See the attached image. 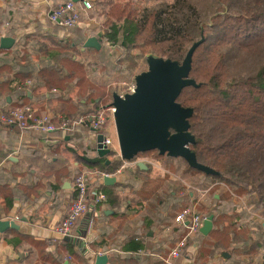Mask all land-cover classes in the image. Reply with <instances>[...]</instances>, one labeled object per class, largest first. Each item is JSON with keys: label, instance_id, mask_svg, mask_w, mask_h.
I'll return each mask as SVG.
<instances>
[{"label": "crops", "instance_id": "0c3cea01", "mask_svg": "<svg viewBox=\"0 0 264 264\" xmlns=\"http://www.w3.org/2000/svg\"><path fill=\"white\" fill-rule=\"evenodd\" d=\"M66 1L0 0V22L10 23L6 36L15 39L14 46L5 49L9 52L0 53V59L14 66V52L20 50L22 54L30 49L31 59L38 62L39 68L43 67L40 60L47 64L51 52L61 41H65L63 36H66L63 30L59 31L61 33L56 32L48 21V14L56 5ZM27 35L28 38H25ZM85 35L88 38L92 34ZM23 61L17 64L18 68L14 66L16 70L20 69ZM6 79V75L0 76L2 110L14 107V103L18 105L21 102L19 92L27 89L39 115L49 112L75 122L79 119L86 121L90 117V114H86L73 119L57 110L70 102L63 103L59 98L70 97L76 101L77 91L66 95L63 87L59 90L56 87L51 90L40 87L32 94L28 89L31 84L22 90L18 89V92L6 84L1 85ZM112 121L108 123L109 135L116 128ZM56 131L59 132L0 129V219L12 217L11 220L18 226L0 231V264H59L61 261L63 264H79L80 257L94 264L99 254L109 255L106 264H162L161 256L166 255L179 239L177 232L165 228L175 225L174 214L168 211L172 202L161 203L160 208L166 209L161 215L158 209L153 211L151 201L156 195H144L140 182L146 176L155 178L157 169L163 167L164 157L156 159L147 155L144 158L154 160L155 165L144 160L145 166L126 169L123 174L114 176L117 180L112 184H106L104 180L101 186L111 188L110 192L104 191L108 196L107 201L91 206L89 212L78 221L73 235L66 236L71 239L70 242L66 237H60L56 227L68 212L75 177L81 171L91 173L100 168L94 163L97 160L94 147L98 132L86 122L75 125L69 131ZM112 139V147L116 151L117 138L116 142ZM116 154L105 156L109 161H106L107 165L113 159L111 155ZM10 157L15 159L10 160ZM223 189H218L216 198L226 192H222ZM165 190L166 187L160 186L158 195L164 194ZM208 191L191 193L190 205L193 204L197 212H200L202 203L207 205L201 199L208 195ZM195 197L197 203H194ZM235 206L234 213L229 214L232 221H225L217 227L215 218L213 229L208 235L200 232L191 236L188 247L176 264H264V219L259 217L262 216L261 211L252 214L253 211L245 209L242 203ZM245 210L249 217L243 222L241 213ZM16 216L19 218L16 219ZM246 225L252 233L246 231ZM244 229L246 237L252 239L250 244L256 248L251 253L239 251L242 247L241 240H238L241 236L239 232Z\"/></svg>", "mask_w": 264, "mask_h": 264}, {"label": "trees", "instance_id": "16d2710c", "mask_svg": "<svg viewBox=\"0 0 264 264\" xmlns=\"http://www.w3.org/2000/svg\"><path fill=\"white\" fill-rule=\"evenodd\" d=\"M202 3L204 5L201 9ZM76 4L81 9L82 17V1ZM107 4L111 6L108 26H105L103 34L94 35L99 38L101 49L84 48L87 39L85 34L81 35V41H76L69 35L60 43L64 49L56 48V51L51 52L47 64L40 60L42 68L31 59L30 49L25 50L23 55L20 50H16L13 54V60H16L14 66L18 68L17 64L21 60H24L23 64L20 63V69L16 70L14 66L4 63V59H0V76L4 74L7 77L1 85L6 84L19 92V86L31 79L33 83L28 89L32 94L40 87L51 90L56 84L64 88L66 95H70L72 90L77 91L79 97L76 101H72L70 97L59 98L63 103L70 102L57 110L78 119L99 109L100 96L85 88L87 79L84 76L79 78L77 68L82 67L81 61L76 60L75 53L67 59L64 55L66 47L78 49L81 53L101 55L111 43L110 47L121 49L133 61L148 54L182 62L192 44L204 37L194 51L190 71V77L195 79L198 86L183 88L177 101L194 110L189 118L190 131L195 136V143L189 145L191 150L200 163L210 166L217 173H206L193 168L184 158L178 157L187 163L189 170L196 173L198 188L187 192L184 187H166L164 194L154 197L151 206L153 211L158 209L157 212L161 215L166 210L160 208L161 203L171 201L172 205L167 210L174 214L175 220L176 215L191 204V193L196 194L198 190L209 188L208 194L211 193L217 203L215 206L201 204L198 213L203 217L214 214L216 226L219 227L225 221H232V216L229 215L231 213L222 204L223 196L216 198L217 190L227 186L244 198L251 211L263 209L261 215L264 217V0H163L143 7L109 0ZM204 8L207 13H203ZM220 13L237 15L224 16ZM48 21L55 28H63L64 32L71 29L52 22L49 14ZM6 33L7 30L5 35ZM134 50H137L136 54L133 53ZM2 52L9 51L0 49V53ZM67 60L69 64L66 63ZM76 78L79 80L73 85ZM87 91L89 92L85 93ZM19 93L21 102L17 106L33 105L27 89ZM84 106L86 107L82 109ZM4 111L0 108V115ZM3 128L19 130L17 126L8 125L0 119V129ZM94 148L97 159L103 161L99 170L114 172L120 166V157L111 159L107 165L108 158L98 156L97 144ZM114 153L116 151L113 150L111 154ZM149 154H153L152 157L156 159L167 156L161 155L157 150L139 153L137 156ZM137 168L140 169L139 165ZM227 197L230 199V196ZM235 208L233 205V213ZM242 219L246 221L247 218L245 216ZM246 227L248 229V225ZM171 229L179 234V238L187 231L185 227L176 224ZM247 232L253 231L249 228ZM249 238L245 242L252 240ZM255 250L254 244H243L239 248L240 252L245 253ZM79 264L93 263L80 257Z\"/></svg>", "mask_w": 264, "mask_h": 264}, {"label": "water", "instance_id": "95a60500", "mask_svg": "<svg viewBox=\"0 0 264 264\" xmlns=\"http://www.w3.org/2000/svg\"><path fill=\"white\" fill-rule=\"evenodd\" d=\"M203 40L204 37L192 44L182 62L149 55L148 69L135 77L136 91L124 98L118 93L113 94L111 104L115 107L114 122L122 158L132 159L139 153L157 150L161 155L182 157L198 170L217 173L210 166L200 163L195 152L191 150L189 145L195 143V136L190 131L189 118L194 110L177 101L183 88L198 86L195 79L190 77V71L194 51ZM14 44L15 39L11 36L0 37V49H10ZM87 47L101 49L102 44L97 36H90L84 43V48ZM104 140L105 135L98 133L96 142L100 157L112 152ZM9 159L14 160L15 157ZM145 165L144 162L139 163L141 167ZM104 180L106 184H112L117 179L105 177ZM213 226L214 214H211L205 219L201 233L208 235ZM9 227L18 226L15 221L0 220L1 232ZM65 239L71 242L69 237ZM107 261V254H99L95 264H106Z\"/></svg>", "mask_w": 264, "mask_h": 264}, {"label": "built area", "instance_id": "2783aa9c", "mask_svg": "<svg viewBox=\"0 0 264 264\" xmlns=\"http://www.w3.org/2000/svg\"><path fill=\"white\" fill-rule=\"evenodd\" d=\"M82 5L84 9H89L92 4L89 0H82ZM49 19L63 27L74 28L80 25L81 19V9L72 0H68L64 3L56 5L49 13ZM10 27V23L0 22V37L5 36V30ZM32 84L31 80H27L25 83L19 86V89H24ZM137 89L136 79L131 81H126L121 85L118 94L120 97L124 98L128 94H132ZM115 107L110 104L108 107V113L105 109H98L90 117L84 121V119H79L76 122L71 121L69 118L61 115H53L52 113H45L37 116V109L34 105L25 104L21 106H14L6 109L1 113L0 119L2 122L17 126L21 130H42L44 132H51L57 129H62L64 131L71 130L75 125L88 123V125L98 133H103L105 135L104 143L107 147L113 150V139L109 135L108 123L110 119L114 120ZM59 122V124H57ZM118 142V141H117ZM116 155L120 157L121 164L114 172L106 171H94V172H81L79 173L73 183L74 193L73 197L66 213V216L57 225L56 231L60 237H66L73 235L75 231L76 223L91 209V206L102 204L107 201V194L101 189V183L104 181L105 177H114L116 175H121L126 169L137 167L139 163L144 162V160L149 161L151 164L155 165L154 160H148L143 156H135L132 159H124L121 156L119 149V144L116 150ZM158 166V165H157ZM97 182V183H96ZM100 184V185H99ZM94 185V186H92ZM96 185V186H95ZM201 190V191H208ZM244 208H250L246 203H242ZM248 210V211H249ZM254 212H252L253 214ZM259 215V214H258ZM259 217L263 218V216ZM16 219L19 217L16 216ZM207 217H203L198 213L193 206H187L182 209L175 217V224L180 227H185L186 234L177 239L173 246L169 248L166 255L161 256L164 264H176V261L183 255L185 249L188 247L189 238L195 234L201 232V227ZM12 217H4L0 220H11ZM166 230H170V226L165 227Z\"/></svg>", "mask_w": 264, "mask_h": 264}, {"label": "rangeland", "instance_id": "374dc122", "mask_svg": "<svg viewBox=\"0 0 264 264\" xmlns=\"http://www.w3.org/2000/svg\"><path fill=\"white\" fill-rule=\"evenodd\" d=\"M89 1L91 2L92 7L89 9H83L80 25L69 29V31H65L66 36L69 37V35H71V37H73L76 41H81V35L84 33L85 34L90 33L92 34L91 36L97 34H103L105 30V26H108L107 24V19L109 15L108 12L111 9V6L107 4V1L109 0H89ZM112 1L119 3L139 4L141 5V7H143L145 5L157 4L158 2L163 0H112ZM165 1H172V0H165ZM200 5L202 9L204 4L202 3ZM203 13H207L206 9L203 11ZM220 14L224 16L237 15V13H220ZM210 22L211 20L208 22L209 25ZM60 28L56 27L55 28L56 32L61 33L59 31L62 30L63 28L62 29ZM109 45H107L106 51H104L101 55L94 54L93 52L81 53L78 49L71 50L67 47L65 49L66 52L64 54L68 59L71 55L75 53L76 60L81 61L80 64H82V67H77L79 71V78L84 76L87 79L85 81L86 84L85 88L91 89L89 91L92 92L94 91L95 95L100 96V101L98 102V106L101 109H105L107 113H108V107L113 101V94L118 93V91L121 88V85L126 81H131L135 79V77L138 74L148 69V62H147L148 54L133 61V59L128 57L127 54H124V52L121 49H117L113 46L110 47ZM56 48L61 50L64 49V47H61L60 45L55 47V51ZM133 53L136 54L137 50H134ZM66 63L69 64L68 60L66 61ZM78 80H79L78 78L73 80V85ZM54 87L58 88V90L61 89L60 84H56L54 85ZM73 89L75 90L76 88L74 87ZM89 91L85 93H88ZM16 105L17 103L13 104V106ZM9 108L10 106L6 107V109ZM110 120L112 121L113 119ZM113 121L112 123L114 125L115 122ZM115 130L116 128H114L110 132V135L114 138L116 142L117 132ZM149 155L153 156V154H149ZM111 158L119 159V156L111 155ZM163 160H164L162 161L163 167L157 169V172L154 176L155 178L146 176L140 182L142 193H144V195H147V197L158 195L157 190L160 186L167 187L168 189L184 187L185 191L187 192L195 191V189L198 188L199 179H197L196 173H193L191 170L188 169V165L184 160L178 157H169V156H164ZM94 163L97 165L98 168L99 166H102L103 161L102 159L98 158L96 161H94ZM223 188L224 189L222 190V192L226 190V192L222 194L224 199V202L222 204L225 210L232 213L233 205L236 204L240 205L241 203H245L244 198L241 197L239 198V196L235 194L232 190H229L227 186H223ZM101 189L105 192L111 191L110 187L104 185L101 186ZM227 196H230V199H228ZM202 197L203 198L201 200L207 203V205L202 203L203 205L215 206V203H217L213 199L211 193ZM239 201H241V203ZM197 202H198L197 199H194V203ZM190 206H193V204ZM261 211H263V209H261ZM241 216L244 217V219L246 216V218L248 219L249 215L248 212L245 211L241 213ZM247 230L248 229H246V231ZM240 231H242L239 232L241 236L239 235L240 238H238V240H241L240 245L242 246L243 244L249 245L252 240L245 242V240L247 239L246 237L247 232L245 231V229ZM229 251H231V249H229Z\"/></svg>", "mask_w": 264, "mask_h": 264}]
</instances>
